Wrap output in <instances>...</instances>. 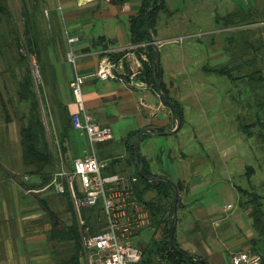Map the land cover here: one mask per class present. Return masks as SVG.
<instances>
[{"label": "rangeland", "instance_id": "obj_1", "mask_svg": "<svg viewBox=\"0 0 264 264\" xmlns=\"http://www.w3.org/2000/svg\"><path fill=\"white\" fill-rule=\"evenodd\" d=\"M28 1L30 4L31 0ZM7 2L13 15L14 24L21 36V42H23L24 0H7ZM164 2L168 11L160 10L156 23L157 37L162 40L160 65L164 69V75L170 74L175 81L182 77L188 78L187 84L192 92L197 94L195 99L200 102L201 109L204 111L201 112L200 109L191 107L192 126L186 122L177 133L160 136L162 141H157L156 147L165 148L169 146L170 149L181 150L191 155L197 150V146L193 143L194 130L208 139L204 146L208 148L207 152L211 155V160L206 161L210 173L206 176L189 174L188 163H185V167L173 163L170 172L171 177L176 179L189 174L186 179L191 180V185L204 181L205 183L197 191L204 193L206 203L209 202L213 212L219 214L216 217L223 214L228 217L231 216L230 220L231 222L234 220L232 224L235 230L239 227L240 229L237 231L242 230L244 232L247 230L251 233L245 234L243 238L245 243L242 245V248L250 250L252 249L250 240L254 236L253 228L247 211L238 205L236 187L253 189V191L264 195V142L259 136L260 125L252 126L250 137L241 126L243 123L255 122L256 116H260L264 122L263 109V111H259L261 115H256L258 112L256 104L262 102L261 107L264 108V81H259L256 78L255 87L252 90H245L247 85L243 80L239 81V85L233 87L228 78L205 72L204 69L205 67L235 65L237 69L234 68L233 73L237 75L245 77L246 73L249 74L254 70H260L261 74L264 75V0H164ZM41 8L43 7L40 4L37 22L43 38L44 17ZM180 36L184 39L183 41H179ZM170 39L177 41H169ZM145 48L147 49V46ZM4 51L0 43V90L3 92L8 111L5 112L6 109L4 110L0 101V170H6L7 174L9 173L8 170L18 169L22 171L24 169L25 171L26 169L22 162V145L19 132L21 122L25 120L20 119L22 107L18 104L16 87L18 79L20 75L25 73L26 67L29 68L31 76L32 72L25 57L26 62L19 60V54H21L19 48L14 47L12 53L7 49ZM167 67L168 69H166ZM64 68L58 73L57 86L61 87V90L58 87L60 99L68 100L70 90L64 81L67 73L66 66ZM251 76L258 77V74L254 73ZM147 85L151 86L149 83ZM44 88L46 91L45 85ZM38 93L39 91L37 96L45 121L43 111L45 93ZM255 111L256 113H254ZM6 113L10 115L9 121L6 119ZM200 117L202 120L198 119ZM57 119V116L54 115V119L52 118L51 121V132L49 124L45 123L49 139H52L51 141L54 143V137H56L54 131L59 128ZM118 125L120 124L116 126ZM124 129L123 125L120 128L116 127L114 135L117 138L121 137ZM74 131L71 133L69 150L65 154L68 161H63L56 173L64 169L70 171L72 167L71 158L82 154L83 145L86 144L85 140L78 135V132ZM100 145L99 143L96 145V151ZM141 149L147 150L145 152L147 155L149 150L154 153L156 151L154 144L152 147L150 145L143 147L141 144ZM115 156L126 158L125 154L117 153ZM191 157H198V155H191ZM247 166H252L254 169L250 176L246 173ZM118 172L132 176L129 170ZM47 186L48 190L42 195L48 197L47 203L52 211L53 228L56 225L58 228L67 225L68 228L78 230L80 217L93 231L99 230L105 224L106 217L104 213L100 212L99 207L83 206L79 216L68 189L64 193H58L55 191L53 182ZM75 187L76 191L80 193L81 185L76 183ZM229 204L233 206V209H226ZM184 212L187 214L184 218H190V213L179 206L177 209L178 222L176 221L177 240L180 237V221H182ZM156 228H161V226L154 227V230ZM156 231L155 234L153 233L154 236L159 233ZM160 235H158V239H160ZM144 237V233L141 237L136 236L134 238L135 245L144 248L147 239ZM235 237L238 236L232 233L231 235H224L222 239L221 236L217 237L218 241H213V245L208 242L209 249L213 252L212 254H215V258L210 260V264H231L226 247L233 242ZM192 242L194 241L191 240L189 244L199 246V244ZM155 246L156 240L153 238L149 248ZM259 251L264 254V246ZM159 262L164 263L160 260Z\"/></svg>", "mask_w": 264, "mask_h": 264}, {"label": "crops", "instance_id": "obj_2", "mask_svg": "<svg viewBox=\"0 0 264 264\" xmlns=\"http://www.w3.org/2000/svg\"><path fill=\"white\" fill-rule=\"evenodd\" d=\"M39 3L43 7L41 8L43 12H41L44 17L42 38L45 45L44 54L46 61L54 67L56 83H58V73L63 71L65 66L67 73L64 81L70 91V82L75 71L85 75L83 105L75 103L71 93L68 100L62 101L68 105L70 110L80 111L85 108L93 119L109 126L113 131V138L100 142L101 145L97 150L99 158L108 162L107 171L110 172L109 162L116 158L115 154H125L126 158L128 157L127 143L134 131L146 126H154L159 131H172L176 128L177 121L170 106L163 101L157 89L147 85L148 83L139 77V73L131 74L130 70L123 71V80L118 78L100 80L94 76L98 62L104 56L122 54L119 59L125 58L129 62L128 65H131L134 58H138L142 63L143 56L147 58L145 48L147 43H131V23L138 14L141 0H123L122 2L120 0L115 2L111 0H39ZM45 10L48 11V16L45 15ZM157 34L158 30L155 28L153 35L159 41L160 47L162 40L157 37ZM52 36L56 38L54 43L50 41ZM182 36L179 37V41L184 40ZM68 37H73L74 41L69 43ZM169 41L177 40L170 39ZM70 48L76 55L75 65L69 59ZM162 70L161 78L164 88L167 95L181 110L182 121L179 129L173 133H144L145 135L140 139V154L143 163L152 173L151 176L169 177L182 187L179 195L180 204L183 209L187 210V213H190V218H184L187 214L183 213L178 240L176 236L179 247L210 262L215 258V254H212L213 252L209 249L208 242L212 244L213 241H218L217 237L221 236L222 239L224 235L234 233L238 237H235L233 242L226 247L230 258L232 252L246 250L242 248L245 243L243 238L245 234L251 233L247 230L239 232L237 231L239 227L235 230L232 224L234 220L232 222L230 220L231 216L223 214L216 217L219 214L213 212L209 202L206 203L204 193L197 191L205 182L191 185V180L186 179L189 174L206 176L210 173L206 161L211 160V155L207 152L208 148L204 146L208 139L194 130L193 143L197 146V150L191 155H198L194 158L184 151L170 149L169 146L156 147L158 145L156 142L162 141L160 136L177 133L186 122L192 126L191 107L194 106L201 112L204 111L201 109L200 102L195 99L197 94H194L188 86L187 77L175 81L170 74L164 75V69ZM130 80L133 81V85L129 82ZM58 87L61 90V87ZM2 93L0 90L1 104L4 98ZM198 119L202 120L201 117ZM117 124L120 125L116 126ZM122 125L125 129L121 137L117 138L114 135V129ZM75 131L84 138L87 144L85 134L79 130ZM86 144L83 145L82 154ZM141 144L143 147L147 145L152 147L154 144L155 153L149 150L147 155L145 153L147 150H142ZM81 155L71 158L72 163ZM173 163L182 167L188 163L189 174L173 179L170 173ZM129 171L132 172V169ZM8 172L6 174V170H0V264H73L72 259L76 248L74 240L70 239L66 233L68 226L58 228L56 225L53 228L52 211L47 203L48 197L42 195L48 190V184L37 185L41 181L40 178L25 173L24 169L22 171L12 169ZM153 195H155V190H146V199ZM154 227L150 221L136 234L141 237L144 233L147 238L144 248L136 245L143 252V257L147 255V252H144L145 249L150 251L151 240L153 238L158 240V235H160L158 233L154 236L157 230H154ZM191 240L199 246L189 244Z\"/></svg>", "mask_w": 264, "mask_h": 264}, {"label": "trees", "instance_id": "obj_3", "mask_svg": "<svg viewBox=\"0 0 264 264\" xmlns=\"http://www.w3.org/2000/svg\"><path fill=\"white\" fill-rule=\"evenodd\" d=\"M151 1L152 0H141L138 14L132 19L130 32L131 43H147V60H144L142 63V70L139 73V77L151 84L153 88L157 89L155 77L161 78L163 70L162 67H160V72H156L155 48L151 43H149V36L146 31L144 21L145 9ZM39 6V0H31L30 4L28 0H24L23 35L29 50L34 51L37 54L39 63L41 65L44 84L39 85L38 88H36L30 70L28 67H26L25 73L20 75L18 79L17 97L19 101L18 104H20L22 107V115L20 119L25 120L21 122L19 129L20 143L22 145V162L26 166L25 173L39 177L41 181L37 185L43 186L49 184V182L52 181V178L59 169L60 164H62L63 161H68L65 154L68 152L70 147L71 133L74 130L72 125V114L76 110H70L68 105L60 99L61 95L59 96L58 93L59 89L56 83L54 67L48 61H46V56L44 54L45 45L42 42V34L40 33L41 30L39 29V24L37 22L38 11L40 9ZM160 10L168 11L164 0H156L150 9L149 26L153 33L155 32L158 12ZM0 38L3 52H5L4 49H7L12 53L14 47L18 49L21 45V36L19 35V31L14 24L13 15L7 0H0ZM55 40L56 38L54 36L50 38V41L53 43ZM121 55L122 54H110V57L116 61ZM19 60L21 62H26V59L22 54H19ZM126 64L128 65V63ZM236 67L235 65H230V67H205L204 71L228 78L233 84V87L239 85V81L243 80V82L247 85V87H245L247 89L245 90H252L255 87L256 78L259 81H264V75L261 74L260 70H254L249 74L246 73L244 77L233 73V69H237ZM254 73L258 74V77L251 76L254 75ZM44 85L46 87V91ZM163 89L166 93L164 85ZM38 91V94L45 93L43 99L45 121L42 114L41 104L37 96ZM70 93L73 101L77 103L73 95L72 88ZM168 98L171 100L169 96ZM172 103L176 108L178 117L182 121L181 110L174 101H172ZM259 103L260 104H256L258 107V112H254L256 115H261L259 111L264 110V108L261 107L262 102ZM2 104L5 110L7 108V104L4 98L2 100ZM5 112H8L7 109ZM53 114L57 116V120L59 121V128L57 131H54V135L56 136L54 137L55 143L51 141L52 139H49L46 129V124L48 123L51 132V121L52 118L54 119ZM6 119L8 121L10 120V115L8 113H6ZM255 124L261 126L259 136L264 142V122L260 116H256L255 122L243 123L241 128L248 135V137H250L251 128ZM138 131L139 130H136L133 132V134H131L130 140L127 143L129 150L128 157H116L111 159L109 162V166L111 165L110 172H123L125 170L132 169V174L130 175H136L139 180L137 184L138 198L148 209L152 226H161V228H156L159 233L161 231L160 239H155L156 247L150 248V251L145 249L144 252H147V255L144 257L142 256V260L137 264H161L159 260L164 262L162 264H210L207 259H200V257H196L195 255L187 252L185 249L179 247L176 241L177 223L174 232V242L179 249L188 255V257L183 256L171 246L169 241V227L174 211L172 205L174 188L167 181H148L139 175L137 166L135 164V153L133 147V140ZM144 135L145 134H143L141 138ZM141 162L143 163L142 157ZM144 170L147 176L152 175V173L146 168V165H144ZM253 172V167L247 166L246 173H248L250 176V174ZM177 186L180 191V188L182 187L178 183ZM148 189L155 190V195L146 199L145 192ZM236 192L238 195V205L247 211V214L251 219V226L253 228L254 236H252L250 240L252 248L250 250L252 252L259 253L262 256V264H264V254L260 253L259 251L260 248H263L264 246V242H262L264 241V195L253 191V189H246L240 186L236 187ZM179 206H181L180 197L178 198L177 209ZM66 233L70 239L74 240V245L76 248L72 262L73 264H80V228H78V230H74V228L67 227Z\"/></svg>", "mask_w": 264, "mask_h": 264}, {"label": "built area", "instance_id": "obj_4", "mask_svg": "<svg viewBox=\"0 0 264 264\" xmlns=\"http://www.w3.org/2000/svg\"><path fill=\"white\" fill-rule=\"evenodd\" d=\"M44 13L48 16L47 10ZM73 41V37H68L69 43ZM19 52L30 64L36 88L43 85L37 54L29 50L25 40L21 42ZM69 59L76 64L72 48L69 50ZM143 59L147 60L145 56ZM126 63L129 62L125 58L115 61L104 56L99 60L94 76L100 80H123V71L130 70L131 74H138L142 70V61L138 58H134L131 65ZM129 82L133 85L132 80ZM84 84L85 75L75 71L70 86L76 101L82 105ZM72 125L74 130L85 134L87 144L83 154L73 160L71 170L55 173L51 182L58 193L69 190L79 216L81 207L97 206L106 217L105 224L97 231L91 230L80 217V264H137L142 260V251L134 244V237L150 223L149 211L138 198V177L109 172L108 162L99 158L96 145L113 138L109 126L97 122L85 108L73 112ZM76 183L81 185L80 193L76 191ZM226 209H233V206L229 204ZM230 260L232 264H262V256L250 250L234 251Z\"/></svg>", "mask_w": 264, "mask_h": 264}, {"label": "water", "instance_id": "obj_5", "mask_svg": "<svg viewBox=\"0 0 264 264\" xmlns=\"http://www.w3.org/2000/svg\"><path fill=\"white\" fill-rule=\"evenodd\" d=\"M115 1H117V0H111V2H115ZM120 1H122V0H120ZM155 1L156 0H152L149 3V5L146 7L144 21H145V28H146V31H147L148 36H149V43H151L153 45V47L155 48L156 72L159 73L160 72V67H161V65H160V47L158 45L159 41L157 39H155V37L153 35V32H152V30L150 29V26H149V12H150V9L152 7V4ZM155 83H156V87H157V90L159 92V95L161 96L163 101L165 103H167L170 106V108L172 109L173 115H174V117L176 118V121H177V125H176V128L174 130H172V131H166V130L159 131L154 126H146V127H143L142 129H140L137 132V134L135 135L134 140H133V147H134V153H135V164L137 166V171H138L139 175L142 178H144V179H146L148 181L164 180V181L169 182L173 186V188H174V197H173V200H172V205H173L174 211H173V216L171 218V224H170V227H169V241H170L171 246L175 250H177L183 256L188 257V255L186 253H184L181 249H179L175 245V242H174V232H175V226H176V221H177L176 220V218H177V202H178V198H179L178 186L171 178L166 177V176H162V175H159V176H147L146 173H145V170H144V165L141 162V157H140V139H141V136L144 133H146V132H154L156 134H159V133H164V134L173 133L177 129H179V127L181 125V120H180V118L177 115V111H176V108H175L174 104L168 98L167 94L164 92L162 78L155 77Z\"/></svg>", "mask_w": 264, "mask_h": 264}]
</instances>
